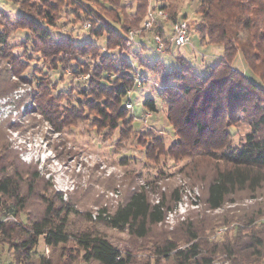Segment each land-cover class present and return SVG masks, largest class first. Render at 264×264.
<instances>
[{
    "label": "rangeland",
    "instance_id": "obj_1",
    "mask_svg": "<svg viewBox=\"0 0 264 264\" xmlns=\"http://www.w3.org/2000/svg\"><path fill=\"white\" fill-rule=\"evenodd\" d=\"M48 1L30 0L23 8L21 0H0V31L6 38L5 42H0V92L3 91L0 94V146H3L0 154L1 157L8 155L19 170L38 171L42 191H48L56 199L63 198L77 210L71 215L74 229L99 230L123 252H131L136 264L149 261L157 264L150 238H133L127 231L96 223L98 211L103 207L114 210L133 190L146 189L155 202L165 195V201L173 208L154 229L153 239L179 235L189 221L195 225L205 221L214 224L216 219V232L220 230L217 233H213V228L207 231V237L214 239L226 229L221 228V223L234 208L240 211L255 204L264 205L263 188L255 198L247 195L236 203L227 202L222 208L211 211L204 202L199 183L187 176L196 169L197 163L203 170L209 166L208 162L198 160L194 163L191 157L176 159L160 155L159 150L154 149L156 137H163L169 146L175 143L178 135L167 118V103L159 94L163 71H153V68L164 62L166 68L171 69L180 59L186 58L196 69L202 70L204 65L216 63L224 53L223 45L204 40L203 32L197 28L201 20L197 12L201 0L164 1L169 6L164 13L176 10L179 21L187 20L190 26L191 42L182 46H174L171 42L173 21L158 17L151 25L146 24L150 13L158 12L162 0H148L147 11L139 14L136 0H118L115 6L121 13L115 16L102 8L101 3L108 4L107 0H58L52 24H47L43 15L37 14L51 7ZM29 16L47 25L50 39L27 36L31 32L26 27ZM125 19L137 26L131 28L132 34L125 33L132 39L128 38L124 46L108 48L105 33L94 35L91 32L105 20L120 27L119 22ZM88 22L91 26H87ZM161 23L165 28L162 34L156 30ZM158 35L165 45L164 51L157 53ZM86 42L95 45L96 53L80 57L82 62L76 65L74 51L78 44ZM39 47L46 52L36 51ZM99 52H109L120 61L130 56L132 73L137 78L129 92L133 105L127 107L126 116L118 121L116 128L104 123L95 102L100 100L98 104L105 106L108 94L101 91L93 94L88 89L90 78L100 80L92 75ZM236 65L247 68L241 57ZM108 76L113 78L115 73ZM101 80L106 81L104 77ZM106 84L115 82L110 80ZM149 97L156 100L157 111H150L144 104ZM235 128L236 139L250 131L245 118ZM11 170V166L8 167V171ZM175 189L182 195L178 203ZM43 208L42 201L35 197L20 218L38 216ZM7 219L14 217L5 215L4 220ZM8 249L7 244L0 249V264H9L14 258L13 250ZM77 249L73 240L66 245L50 247L41 237L34 251V262L38 263L37 258L42 255L54 264H99L84 261L83 252ZM161 263L173 264L169 260ZM215 264L231 263L219 256Z\"/></svg>",
    "mask_w": 264,
    "mask_h": 264
},
{
    "label": "trees",
    "instance_id": "obj_2",
    "mask_svg": "<svg viewBox=\"0 0 264 264\" xmlns=\"http://www.w3.org/2000/svg\"><path fill=\"white\" fill-rule=\"evenodd\" d=\"M57 1L49 0L51 7L37 11L47 24H52ZM107 1L108 4L101 3L102 8L113 12L114 16L120 15V9L115 6L118 0ZM136 1L137 14L147 11L148 0ZM164 1L159 9L169 10ZM29 2L21 0L20 3L24 8ZM197 12L201 14L197 28L203 32V39L223 45L224 53L216 63L206 64L202 70L196 69L186 58L171 69L166 68L164 62L153 68V71H163L159 94L167 103V118L178 135L169 146L163 137H156L154 149H158L160 155L176 159L191 157L194 163L208 162L209 166L203 170L197 163L196 169L187 176L199 183L207 208L215 211L247 195L255 198L264 188V0H201ZM168 16L173 22L179 21L176 10L169 11ZM26 22L29 23L26 27L31 29L27 34L29 38L45 41L51 38L47 25L37 18L29 16ZM119 23L120 27L105 20L91 32L94 35L105 33L108 48L121 47L128 42L125 33L137 25L127 19ZM156 30L162 34L165 28L161 23ZM5 41L0 31V42ZM90 44H78L73 58L76 65L82 62L80 57L96 53L95 45ZM36 51L45 50L39 47ZM97 55L100 58L93 63L92 75L100 80L90 78L88 89L93 94L99 91L108 94L105 106L98 104L100 100L95 102L104 123L116 128L127 114L126 103L131 102L129 92L137 78L132 73L130 56L121 62L109 52ZM238 57L246 69L236 65ZM109 73L115 76L112 78ZM103 77L106 81L101 80ZM110 80L115 84H106ZM144 104L150 111H157L154 98H147ZM242 118L249 123L250 131L236 139L235 126ZM10 166L11 172L8 171ZM196 173L200 175L194 176ZM35 197L42 201L43 212L21 220V213ZM174 197L177 203L182 200L177 189ZM165 199L164 195L155 202L148 190H133L114 210L101 208L95 221L127 231L133 238H150L157 264H162V260L173 264H215L219 256L231 264H264V205L259 203L240 211L234 208L221 223V228L226 229L214 239L207 237V231L213 228V233L216 232V219L214 224L205 221L195 225L189 221L181 234L153 239L154 229L173 209ZM76 212L63 198L56 199L48 191H42L38 171L19 170L8 155L1 157L0 154V249L7 244L8 250H13L14 258L9 264H54L42 255L38 256V263L34 262V251L41 237L50 247L73 240L86 262L136 264L131 252H123L101 231L74 229L71 215ZM5 215L14 219L4 220ZM231 223H235L233 227H229Z\"/></svg>",
    "mask_w": 264,
    "mask_h": 264
},
{
    "label": "built area",
    "instance_id": "obj_3",
    "mask_svg": "<svg viewBox=\"0 0 264 264\" xmlns=\"http://www.w3.org/2000/svg\"><path fill=\"white\" fill-rule=\"evenodd\" d=\"M151 18L149 20H147L146 24L149 26L152 24V21L155 20L156 18H161V19H168V14L164 13V11L162 9H159L158 12H151L150 13ZM87 26H91V22H88ZM190 26L187 22V20H181V21H177L174 22L173 24V34L171 37V42L172 44L176 45V46H182L185 44H188L191 42V35H190ZM129 33H133L132 31H130ZM132 39L130 37L127 36V39ZM128 39V42H129ZM156 51L158 52H163L164 51V41L161 38V35L156 36ZM142 78H139V81ZM132 102L128 101L126 103V106L131 108L132 107Z\"/></svg>",
    "mask_w": 264,
    "mask_h": 264
}]
</instances>
